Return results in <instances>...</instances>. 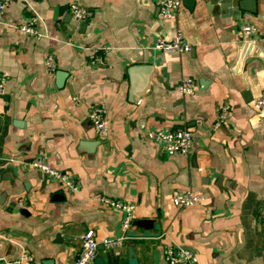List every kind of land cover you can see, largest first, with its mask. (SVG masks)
I'll return each instance as SVG.
<instances>
[{"label":"crops","instance_id":"crops-1","mask_svg":"<svg viewBox=\"0 0 264 264\" xmlns=\"http://www.w3.org/2000/svg\"><path fill=\"white\" fill-rule=\"evenodd\" d=\"M158 1L14 0L0 14V264L24 252L37 264H74L86 231L119 235L125 212L102 196L133 203L134 220L124 244L100 245L92 264H169L170 246L194 251L197 264H264V108L255 106L264 0L236 10L183 0L170 20ZM73 2L86 8L84 21ZM34 16L41 36L16 30ZM243 23L257 27L252 40L239 34ZM179 30L189 52L154 47ZM94 49L102 62L92 63ZM184 79L198 89L181 94ZM97 105L106 108L105 140L90 119ZM223 105L227 119L215 127ZM160 127L191 131L192 153L168 155L149 140L146 131ZM39 157L78 188L41 172ZM180 190L203 200L178 207Z\"/></svg>","mask_w":264,"mask_h":264},{"label":"built area","instance_id":"built-area-1","mask_svg":"<svg viewBox=\"0 0 264 264\" xmlns=\"http://www.w3.org/2000/svg\"><path fill=\"white\" fill-rule=\"evenodd\" d=\"M13 2L14 0H0V14L4 13ZM158 3L162 18L170 20L174 19L178 15L179 10L183 5V0H159ZM70 10L74 18L79 21H84L88 16L86 8L79 3L73 2L70 6ZM36 21L37 19L34 16L31 17V19L15 25V28L22 34L39 37L42 34L37 27ZM238 32L243 38L252 40V38L256 36L257 27L252 23H243L239 25ZM154 47L165 52H189L191 50V44L185 39L180 30L172 38H156ZM97 50L98 49H94L93 51L92 63L102 62V57L97 53ZM46 63L49 72L54 74L57 67L52 53L47 55ZM6 80V75L0 73V94L4 92ZM197 89L198 84L191 79H184L179 86V90L183 95L192 94ZM255 106L259 110L264 108V94L257 99ZM227 115L228 106H221L219 118L216 121L215 127L221 126L227 119ZM90 119L96 128L98 139L105 140L108 137L106 108L101 105L93 106L90 112ZM146 136L149 138V140L160 144L168 155H173L175 153L191 154L193 151L194 137L192 132L188 129L172 130L160 127L147 130ZM32 164L41 172L51 177L52 180L63 183L70 190H76L78 188V185L73 181L69 174L58 170L49 164L44 157L36 158L32 161ZM101 199L107 205L121 209L125 212L121 226V233L116 236H106L104 238L98 239L95 236L93 229L86 231L82 235L81 251L79 252L74 264H92L100 245L110 248L118 247L123 245L128 238V233L134 220L135 205L130 202H124L106 196H102ZM172 200L176 206L185 207L201 202L203 200V196L199 193L193 192L192 190H180L174 192ZM260 217L261 220L264 221V207L261 210ZM166 260L169 264L198 263V257L194 251L180 246H170L166 252ZM12 264L37 263L31 254L24 252L18 258L12 260Z\"/></svg>","mask_w":264,"mask_h":264},{"label":"water","instance_id":"water-1","mask_svg":"<svg viewBox=\"0 0 264 264\" xmlns=\"http://www.w3.org/2000/svg\"><path fill=\"white\" fill-rule=\"evenodd\" d=\"M189 1L191 2V0H189ZM224 3H228V5L229 4L233 5L235 7V10L238 9V7L246 8L245 7V2L243 3V2H241V0H223V4ZM246 3H248V2H246ZM223 4H222V6H223ZM136 69H137V67H134V68H132L131 71H134Z\"/></svg>","mask_w":264,"mask_h":264}]
</instances>
